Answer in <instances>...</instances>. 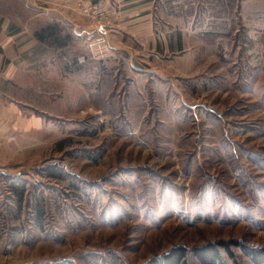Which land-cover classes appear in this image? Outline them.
I'll list each match as a JSON object with an SVG mask.
<instances>
[{
    "label": "rangeland",
    "instance_id": "374dc122",
    "mask_svg": "<svg viewBox=\"0 0 264 264\" xmlns=\"http://www.w3.org/2000/svg\"><path fill=\"white\" fill-rule=\"evenodd\" d=\"M11 1L30 21L26 3ZM154 11L171 27L181 14L186 32L198 12L192 106L172 96L169 112L155 100V113L66 119L25 97L52 119L33 133L0 128V264H149L179 244L222 239L264 247V0H156ZM12 180L29 187L22 209ZM233 249L237 264H254Z\"/></svg>",
    "mask_w": 264,
    "mask_h": 264
},
{
    "label": "crops",
    "instance_id": "0c3cea01",
    "mask_svg": "<svg viewBox=\"0 0 264 264\" xmlns=\"http://www.w3.org/2000/svg\"><path fill=\"white\" fill-rule=\"evenodd\" d=\"M23 1L31 14L26 23L11 0H0L14 8L0 12V128L10 125L33 133L45 127L51 112L42 111L32 98L26 100L28 96H40L41 106L48 110L60 107L54 117L66 119L78 118L79 112L105 118L155 113L150 104L155 100L161 104L158 113L169 112L174 97L192 106L188 76L196 70L198 77L203 61L201 39L196 37L201 26L197 11L186 32L189 21L176 14V27H171L166 15L154 11L156 0H106L112 6L109 20L95 31L82 8L97 0ZM211 17L209 13L207 24ZM54 20L77 37L75 45L52 47L34 35L37 27ZM99 34L107 44L105 53L96 57L86 43ZM190 38L194 42L187 49ZM75 51L78 68L70 60ZM3 141L0 131L1 145Z\"/></svg>",
    "mask_w": 264,
    "mask_h": 264
},
{
    "label": "trees",
    "instance_id": "16d2710c",
    "mask_svg": "<svg viewBox=\"0 0 264 264\" xmlns=\"http://www.w3.org/2000/svg\"><path fill=\"white\" fill-rule=\"evenodd\" d=\"M34 35L49 46H55L62 49L67 48L69 45H75L77 38L71 32L66 31V28H64L63 24L58 20L41 24L34 31ZM73 56L74 58L70 59L72 66L74 65L78 68L77 51L73 53ZM115 128L117 130L127 131L126 128L120 126V123H117ZM8 185L10 191L15 197V202L18 207L22 209L29 191L27 183H18L16 180H12ZM36 210L39 214V221L41 225V223H44L43 219L46 213V204L44 200L38 202ZM234 245L240 246L243 254L251 259L254 264H264V247L249 246L242 244L239 241H227L224 239L217 242H207L203 245H197L191 250L186 246L179 244L178 246L173 247L162 257L152 258L149 264H191L189 261L190 254L197 260L206 264H231L228 260H226L223 252L227 254L229 259L237 264L238 259L236 252L233 249Z\"/></svg>",
    "mask_w": 264,
    "mask_h": 264
},
{
    "label": "built area",
    "instance_id": "2783aa9c",
    "mask_svg": "<svg viewBox=\"0 0 264 264\" xmlns=\"http://www.w3.org/2000/svg\"><path fill=\"white\" fill-rule=\"evenodd\" d=\"M102 0L96 2H91L84 5V12L87 14L88 23L95 29L104 26L109 20V12L105 7ZM94 52V56H102L106 51V42L104 36L99 34L96 37H91L87 41Z\"/></svg>",
    "mask_w": 264,
    "mask_h": 264
}]
</instances>
